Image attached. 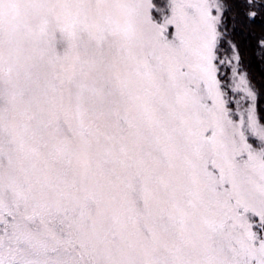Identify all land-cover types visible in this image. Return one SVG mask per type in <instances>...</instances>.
<instances>
[{
    "label": "snow or ice",
    "instance_id": "snow-or-ice-1",
    "mask_svg": "<svg viewBox=\"0 0 264 264\" xmlns=\"http://www.w3.org/2000/svg\"><path fill=\"white\" fill-rule=\"evenodd\" d=\"M0 264H264V0H0Z\"/></svg>",
    "mask_w": 264,
    "mask_h": 264
},
{
    "label": "trees",
    "instance_id": "trees-1",
    "mask_svg": "<svg viewBox=\"0 0 264 264\" xmlns=\"http://www.w3.org/2000/svg\"><path fill=\"white\" fill-rule=\"evenodd\" d=\"M255 71L259 72V67H255Z\"/></svg>",
    "mask_w": 264,
    "mask_h": 264
}]
</instances>
